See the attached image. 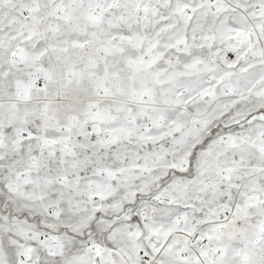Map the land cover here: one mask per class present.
Returning <instances> with one entry per match:
<instances>
[{
	"label": "snow or ice",
	"instance_id": "snow-or-ice-1",
	"mask_svg": "<svg viewBox=\"0 0 264 264\" xmlns=\"http://www.w3.org/2000/svg\"><path fill=\"white\" fill-rule=\"evenodd\" d=\"M0 264H264V0H0Z\"/></svg>",
	"mask_w": 264,
	"mask_h": 264
}]
</instances>
